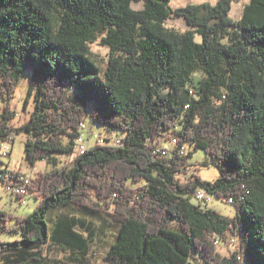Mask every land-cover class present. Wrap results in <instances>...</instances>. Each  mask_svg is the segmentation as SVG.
<instances>
[{
    "label": "trees",
    "instance_id": "obj_1",
    "mask_svg": "<svg viewBox=\"0 0 264 264\" xmlns=\"http://www.w3.org/2000/svg\"><path fill=\"white\" fill-rule=\"evenodd\" d=\"M171 1L0 0V140L32 136L31 164L74 157L32 178L29 215L0 210V231L10 217L21 229L0 240V264H97L89 211L120 225L101 264H264V0L238 19L234 0ZM172 15L190 28L167 27ZM95 43L109 49L105 69ZM25 71L34 108L17 125L10 99ZM88 119L121 132L123 145L78 153ZM198 149L219 169L212 181L189 174ZM199 189L232 197L234 217L193 203ZM225 243L233 250L222 254Z\"/></svg>",
    "mask_w": 264,
    "mask_h": 264
},
{
    "label": "rangeland",
    "instance_id": "obj_2",
    "mask_svg": "<svg viewBox=\"0 0 264 264\" xmlns=\"http://www.w3.org/2000/svg\"><path fill=\"white\" fill-rule=\"evenodd\" d=\"M249 0H234L232 4V10L229 15L238 19L241 18L244 5ZM210 2L211 4H215L217 0H172L171 6L173 8L184 7L189 3H203ZM133 6L136 9L143 8V3L135 4ZM167 27L177 29L179 31H185L190 28V25L186 22V20L180 16L172 15L171 18L167 21ZM91 57L95 60L103 69L106 68L107 58L109 54V49L103 47L98 43L92 45ZM30 82H31V73L25 71L23 73L21 81L18 83L14 96L10 99L11 105L17 109L18 115L16 117V124L21 125L25 122L29 121L30 112L34 108V100L33 97L26 103V97H28V93L30 90ZM3 111V102L0 100V117ZM87 128L84 129L86 136L90 139V145L96 143V138H94L93 134H101L104 137H116L117 135L121 136V132L112 131L109 132L106 127L102 126L99 123L92 122L90 119L86 121ZM32 136L26 134V132L16 134L13 138H9L6 141L0 140V151L5 149L6 145H9L11 148V152L7 156H2L0 158V167L9 168V170L19 171L24 173V175L34 178L40 173L48 172L53 168H61L65 165L66 162H71L74 157H70V155L66 154H57L60 162L55 165L52 162L40 161L38 160L35 164H31L25 159V142L28 141ZM65 142L67 141V137L64 138ZM167 145V143H165ZM189 174L197 173L207 181H212L219 176V169L209 163V160L205 154V152L201 149H198L194 152L192 158L189 162ZM187 174V175H189ZM186 176V175H183ZM209 197L208 202H200L208 207H213L218 209L221 213L225 215L233 216L235 215V207L233 204L228 203L225 198H219L218 196H214L211 194H207ZM20 200L13 196L9 190L0 186V210L7 211L9 214L13 216L16 215H29L35 205L38 202V199L34 195H29L25 202L22 204L19 203ZM192 202L198 204L199 201L193 197ZM65 209L64 207H62ZM62 208L52 210L47 217V221L50 226L53 225V222L56 218L59 217L60 212L63 210ZM88 214L91 219H93L94 223L97 225V234L95 237V242L92 244V248L90 249L92 255V259L97 264H101L103 262V256L106 250L110 249L111 245L116 241L117 235H119L120 225L118 222L113 221V217L107 211H103L101 213H96L93 211H89ZM7 228L8 230L0 231V240L4 241H12L21 237V229L19 228L17 221L14 217H10L7 219ZM219 245V244H218ZM233 250L231 244H222L220 246V251L222 254L229 253L230 250ZM50 254L53 258H63L65 256L64 252H54L50 251Z\"/></svg>",
    "mask_w": 264,
    "mask_h": 264
},
{
    "label": "built area",
    "instance_id": "obj_3",
    "mask_svg": "<svg viewBox=\"0 0 264 264\" xmlns=\"http://www.w3.org/2000/svg\"><path fill=\"white\" fill-rule=\"evenodd\" d=\"M87 128L86 122H83L81 125V132L76 140L75 148L78 153L86 152L91 146L95 144L105 145L111 144L115 147H119L123 145V140L120 137H114L111 141H107L101 134H93L94 138H96V143L90 145V139L86 136L84 129ZM177 140L174 138L172 140V145H176ZM161 154H167L170 151L168 147H162L160 150ZM11 152V148L9 145L5 146V149L0 151V158L2 156H7ZM32 178L24 175L19 171L9 170L6 167H0V186H3L9 192L17 197L20 200V204L25 202L26 198L30 195V188L32 185ZM194 197L200 202L204 201L205 203L209 201V197L207 196L206 191L204 189H199L195 192ZM234 199L231 197L229 202L232 203Z\"/></svg>",
    "mask_w": 264,
    "mask_h": 264
},
{
    "label": "crops",
    "instance_id": "obj_4",
    "mask_svg": "<svg viewBox=\"0 0 264 264\" xmlns=\"http://www.w3.org/2000/svg\"><path fill=\"white\" fill-rule=\"evenodd\" d=\"M170 146V145H169Z\"/></svg>",
    "mask_w": 264,
    "mask_h": 264
}]
</instances>
